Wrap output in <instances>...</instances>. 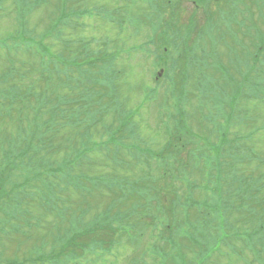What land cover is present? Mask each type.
Listing matches in <instances>:
<instances>
[{
    "label": "rangeland",
    "instance_id": "1",
    "mask_svg": "<svg viewBox=\"0 0 264 264\" xmlns=\"http://www.w3.org/2000/svg\"><path fill=\"white\" fill-rule=\"evenodd\" d=\"M259 1L262 8L260 9V20L263 26L264 0ZM177 2V4L173 3L177 5L173 9L171 5H167V1L164 2V10H168L167 16L164 18L168 17L170 19L169 24L172 25L171 29L177 26V29L181 30L184 25L192 24L193 36L187 38L186 45L191 46L193 42L195 46L201 47L197 54L199 55L198 60L195 62L197 65H201L207 57L208 63L212 64V53L216 60H221L225 57H235L231 53L226 54V52L231 42V47L235 45L234 40L238 42L236 37L239 34H236L235 37L231 34L227 37H222L221 25L214 27L212 25L211 27L209 22H212V16L208 12H204L193 0H177ZM156 4V0H0V73L3 71L6 75L2 80L3 82L8 84L14 83L8 89L10 91L8 96L11 97L15 94L16 90L14 88L18 86L16 83L19 79L20 72H26L22 78L26 79L28 77L29 80H32L34 77L41 78L44 69L57 79L55 96L69 94L76 85L77 79L81 76L79 69L89 62V60L96 59L106 63L107 68L110 70L109 77H103L102 83L108 87V84L117 82L119 86L117 94L114 96L116 100L112 106V111L118 110L119 112L123 108L125 112H129L133 116L127 131L129 134L138 138L131 142L121 143L124 147L123 154L126 157V160L121 164L117 160H113V157L108 155L106 150H90L88 154L91 160L84 162L72 172L68 173L70 183L69 196L67 195L65 197L66 203L51 204L49 202L46 208H51V212L48 210L46 212L45 206L37 201L38 195L42 196V193L35 194L36 188L34 185L31 184L28 188V194L33 201L24 195L25 193L23 192L26 184H24L22 178L26 171L12 172L9 178L4 180L5 182L0 183V207H3L2 203L5 204V207L6 205H12V203L13 205L18 204L19 207L28 212L24 219L37 218L30 225L34 227L32 229L35 233L33 236L44 234L47 238H51L58 231V227L56 226H61V228L70 227L69 229L72 228L71 226L78 227V216L80 214L86 212L87 218L92 216V219H96L104 213L109 212L111 208L114 212L121 209L128 211L126 213L128 223L123 225V230L127 238L133 239L138 235V231L129 223L137 227L139 221L143 223L142 230L145 227L144 224L147 225L145 231L146 241H150L148 240L149 236H159L161 229L159 230L156 226L154 227V224L165 220V216L160 215V219H154L149 212L148 214L151 216H144L147 213L144 198H150L152 192L143 191L142 188H136L133 182V180H137L146 175L147 167L145 163L136 159V154L142 150L143 145L141 141L144 142L147 140L151 143L154 149L149 150L145 148L144 155L149 154L153 156V153L163 143H168L173 138V141L177 143V150H179L181 160H189L185 167L190 165L189 171L191 173L201 170L205 176H209L210 173L212 176H215L211 170H221V166L217 165L216 158L222 155V146L211 147L206 145V143L209 141L214 146L217 144V140L212 135L216 132V129H219L221 126L224 127V116L230 113L229 105L234 104L230 100V95L233 90L228 89L227 86L237 85L236 72L233 69L229 71L227 68L224 69V76L227 77L228 82L221 81L216 83V90L213 94L216 100L212 99L211 96L212 102L215 104L214 106H208L209 101L199 96V88L202 85L199 87V83L192 79V77L188 78V81L185 78L187 83L186 85L183 84L182 88L189 91L187 93L190 94L192 99L185 104L186 114L189 117H184V110H181L183 119L179 117L178 120L182 122L181 125H185V118H188V124L190 123L192 125L190 127L191 134H186L183 138L176 136L170 137L169 139L166 126L170 123L165 117L171 114L172 106L171 102L166 99L164 90H168V92L172 90L176 95H180L182 88L181 73L179 71L185 69L184 64L186 65V60L183 52L180 54V57L174 54V49H172L174 47L168 42L172 40V30L168 26L166 32H164L165 36H161L157 44L152 43V47L159 52L157 54H161L163 57L167 58L170 55V57L175 58L174 66L176 69L173 72L174 76H170L169 80L166 77L160 78V92L151 93L147 90L149 85L154 83L153 76L155 73L157 74L159 67L151 63L154 59V54L150 56L152 53L151 48L141 44H146L145 41H142L143 38L156 26L151 20L152 10H154L152 7H155ZM85 10L87 12L84 13ZM156 10L162 11L165 14L162 1L157 4ZM213 16L214 23L217 24L219 22V14L216 13ZM238 28L241 29V26L239 25ZM202 36H204L205 41L200 43L198 40ZM85 38H94V42L90 44L92 50L84 43ZM42 39L43 41L41 42ZM212 46L218 49H211L206 57H203L204 54H200L206 52ZM187 48L184 46V49ZM165 50L169 53L168 56L165 54ZM146 54H149V56ZM261 64L264 69V58L261 60ZM54 69H60L62 71L58 75L56 72H52ZM114 69L118 71L116 77H114ZM213 77L214 75L210 74V78H206L210 81ZM247 77L246 75L245 80ZM262 82H264V76ZM206 84L209 85L210 82ZM96 93L97 96L93 101H84L82 99L81 102H77V105L81 106L86 104L87 106L89 104V107L92 109L95 107L98 108L99 105L96 106L95 102L103 94H99L98 91ZM199 102L208 106L209 109L214 110L213 117H216L214 121L211 120V123H206L204 120H200V108H204L205 110V106H199ZM3 106L5 108L12 107L10 112H4L5 116L0 115V134L2 132L5 134L8 133L6 136L8 139L11 135H16L21 128V130H26L29 134L33 133V113L30 112L26 115L30 120L19 123L20 117L24 116L25 112L19 114L14 110V108L22 109L23 106H28L27 101L25 103H19V101L13 103L11 100H7ZM103 107L104 105H102L101 110H104ZM258 107L257 110L260 112V115H264V100H260ZM24 109L26 110L27 107H24ZM52 116L58 117L56 113H53ZM112 119L110 115H106L102 126L112 121ZM219 120L223 121V123L220 124ZM102 126L94 132V136L102 133ZM78 130V128L68 125L60 129L56 144L58 145L63 141L64 147H58L59 150L55 151L50 149L48 154L51 159H61L65 156L67 152L65 149L66 143L69 144L76 141ZM230 131V136L233 137L235 128H231ZM169 133L171 132L169 131ZM179 139L181 142H179ZM257 141L262 144L261 146L258 143V147L260 149L263 148L264 132L259 133ZM0 146H2L1 142ZM115 146L116 143L111 145L110 148H115ZM24 147L19 146L20 149L18 152H22L21 148ZM260 151L264 155V149ZM38 152L36 150L30 151L29 156L34 155L38 157L39 154L43 153V151L39 154ZM201 154H204L205 158L200 157ZM187 155L188 160L185 159ZM26 158L27 156L24 157V166H20V168H26V165H28L29 171H32L35 168L34 163L28 164L29 162ZM197 158L201 159V161H198ZM260 158V156H255L241 166L249 169ZM176 172L174 171L173 173ZM111 175H127L129 181L125 185V179H119L118 185L117 181ZM154 176H159V170L154 173ZM32 182L41 188L42 183L38 184L37 180H33ZM159 184L162 185V183ZM143 196L145 197L143 198ZM206 197L207 194L200 195L201 200ZM162 198L163 200L165 199L164 196ZM194 203H198V201H190L193 210H195L193 207ZM218 203L219 199H215L206 201L205 204L207 208L213 209ZM181 206L183 208L180 207L178 210L185 216L188 210L185 208V205ZM178 210L174 211V215L176 219L183 221H180L175 230L170 231L175 234L178 229L176 240L173 243L175 247L172 249L170 246L168 248L169 252L163 255V258L166 264H192L189 262L191 260L183 263V250L186 248V252H189L192 249L191 247H194L191 239L194 235L199 238V232L194 229L195 224L187 219H182V215H177ZM166 211H170L169 207L166 208ZM1 214H3V209H0V221L4 222L5 218H2ZM169 218L173 222L174 216H170ZM17 223L18 221L11 220L7 224H0V255H4L6 256L5 258H10L11 260H16L13 257L15 255L13 249L18 250L14 246L18 243L14 238V233L21 236L24 241L22 245L23 250L17 253L18 258L21 259L28 251L30 253H36V251L32 250L33 239L30 233L27 231L24 232L23 230H14L18 226ZM197 227L198 229L201 228L199 225ZM4 229L9 230L11 234L7 235ZM170 232L161 231L164 236L169 235ZM226 232L227 230L221 224H219L218 230H215L213 242L214 245H218V250L215 251L213 249V258H219V264H243L236 253L228 251L225 246L219 244L220 237H224ZM120 240L122 244L116 247V256L124 255L128 249L123 244L127 242L124 236ZM194 243L196 246L202 247L199 240H196ZM153 245H155V242ZM147 248L146 257H143L139 264H156L151 259L154 256L153 251L151 252L153 247L147 246ZM195 248L191 252L195 262L193 264H200V257L197 256L199 248ZM78 250L81 251L80 249ZM86 256H80L72 261L63 260L62 264H75V260H86ZM23 259L18 260V264H33L31 261L23 262ZM93 264H101V262ZM118 264L124 263L120 261Z\"/></svg>",
    "mask_w": 264,
    "mask_h": 264
},
{
    "label": "trees",
    "instance_id": "2",
    "mask_svg": "<svg viewBox=\"0 0 264 264\" xmlns=\"http://www.w3.org/2000/svg\"><path fill=\"white\" fill-rule=\"evenodd\" d=\"M182 37H186V35H182ZM21 38V37H20ZM7 39V38H6ZM9 41V39H7ZM203 40V39H202ZM43 41V40H42ZM41 41V42H42ZM186 43V41L184 42ZM259 45L261 46V48H264V40L260 39L259 40ZM251 47V46H250ZM251 52H254V48L251 47ZM94 60V61H93ZM93 60H89V62H87L86 64H84L81 68L84 70L85 73H88L89 75H95L96 77H109L110 74V70L107 68V64L103 63L99 60L93 59ZM246 65H251L250 63L246 64ZM96 68L97 74L94 72V69ZM62 70L60 69H54L52 72H56L57 74H59ZM24 73L26 72H20L19 73V79L16 83L15 86V90L16 92L18 91V89H23L22 86H25L27 83H31L36 79V82H38L39 86L41 87L40 89H44L46 86L50 89V92L53 93L55 91V88L57 87V79L54 78V76H52V74L50 75L49 72L44 69V71H42V79H40L38 81V77H34L32 80H29V78L27 77L26 79L22 78ZM114 76L116 75V70H113ZM191 70H189L188 72H186L185 75L190 74L191 75ZM49 74V75H48ZM5 73H0V106L5 104V102L7 100H9V92L8 89L11 88V84L12 83H6L3 82L2 80L5 77ZM58 77V75H57ZM91 78V76H90ZM89 78V79H90ZM93 78V77H92ZM99 79V78H98ZM263 79H260V81L257 83V94L259 93H264V84L261 83ZM91 80V79H90ZM94 80V78H93ZM91 80V81H93ZM14 84V83H13ZM10 85V86H8ZM117 88L119 89L117 84H112L111 85V92L112 93H116L117 92ZM8 91V92H7ZM71 91H74L73 89ZM15 92V93H16ZM56 92H54L51 96L54 97ZM213 93L210 91V89H208L206 91V93H204V96H211ZM185 99L189 100L191 99L190 94H186L185 95ZM85 101V100H84ZM75 100H71V99H65V98H60V99H53V101H43L41 103L35 104L34 108H30L28 106H23L22 109H24V107H27L26 110L20 111L21 113L25 112V114L27 115L28 113L34 111L36 114V117H38V122H37V130L41 131L44 134V141L45 144L43 146V148H37L34 149L36 150V152H38V154L43 151V153L39 154L38 157L32 155L29 156V152L33 151V149H31L30 147L26 148L25 150H23L22 152H16L15 158H13L12 161V165H11V169H15L19 166L20 162L22 161L21 158L24 156H29L26 158L30 160V162H37L39 167H47L49 166V168L52 170V172H55L56 174L62 173V171L65 170V168L63 167L64 165L62 163H58V164H53L51 162V158L49 157L48 152L50 151V149H53V151L55 150H59V148L64 147L63 141H61L58 145L56 144V141L58 140V132L57 129H61L62 127H64L66 124L70 123V122H80L81 120H85V116L88 113L94 112L95 114L97 113V116L94 119H91V123H89V130L91 129V127L94 125V122H101L104 120V114H106V112L104 110H101L99 108L96 109H90L89 106H86V104L81 105V108L83 110L80 109V107L76 106V104H74ZM19 103H22L19 101ZM183 103H185V101H183ZM201 104H199L200 106ZM84 106H86L84 108ZM44 107V108H43ZM230 113L229 116L230 118H232V120L234 121H240L243 117L246 116L247 113V109L240 107L238 105L235 104H230ZM205 108L207 110H209L206 105ZM90 109V111H88ZM201 109V115H200V120H206V118L208 117V112H206L205 110H203V108ZM21 110V109H20ZM53 113H56V115L58 116L57 118L52 116ZM184 117H189L186 113H183ZM250 116V114H249ZM248 116V117H249ZM28 118V117H27ZM183 119V116H182ZM216 117H212L210 118L211 120H215ZM218 119V118H217ZM28 120H30V118H28ZM188 118H185V128L183 129L184 131H187L188 134H191V129L190 127L192 126L190 123L188 124ZM220 124L223 123V121L219 120ZM179 122V121H178ZM206 122V121H205ZM207 123V122H206ZM179 126H181L180 123H178ZM179 126H174L172 129H170L169 133V129L168 127L167 129V133L168 136L173 137L174 133H176L178 130H181L179 128ZM225 127V128H224ZM224 127L221 126L219 129H216L215 134L213 133L212 137L215 138L217 140V144L214 146L213 144H211V147H216V146H222V155L218 156L216 158V162L218 166H221V170L219 171H224L225 169H227L225 161H224V154L227 155L229 158L231 157L233 160L238 161V163L240 162H248L251 160V156H253L254 152L256 151V148H254V146L252 145H248V144H238L236 146V144H232V139L233 138H229L230 135V127H227L224 124ZM36 134V132H34ZM117 134V133H116ZM173 135V136H171ZM4 136V135H1ZM244 138V137H243ZM66 142V140H65ZM171 142V141H170ZM59 147V148H58ZM70 147V145H68L66 143V147L68 148ZM165 148V147H164ZM80 152V150H78ZM81 155V154H80ZM70 154L68 155V157L65 158L64 162H67L70 158ZM27 167H29L28 165H26ZM37 168V164H35V166ZM72 167H70L71 169ZM218 170V169H215ZM12 174V172H11ZM27 174V175H26ZM46 174V172H45ZM50 174V173H49ZM26 175V176H25ZM41 173H38L36 175V177L40 176ZM43 172H42V176H43ZM25 177V180L27 182L28 178L30 177V174L28 173H24L23 178ZM33 177V176H32ZM259 177H255V179H259ZM239 181L236 182V188H244V191H239L238 194L242 196V198L244 199V192L246 193L245 198H247V200L245 201H241L238 202L236 200H232V204L235 207H245L248 208L252 214H248L247 212H237L235 213L233 216L235 217V221H237L238 223H231V235L232 237L230 239H228V241H238L239 242V247L241 249V247L243 246V248H248L249 250H252L253 248L250 247H254L256 243L260 242L262 239H264V189L263 192L261 191H257L259 190V188H261V185H259L258 183L254 182L253 179L251 178H246L242 180V185L238 184ZM256 184V185H255ZM233 190V188H232ZM234 190H236L234 188ZM240 199V198H238ZM262 217V220H261ZM240 223V224H239ZM111 226H109L108 228L106 226H104L101 221H95L92 223L87 224L84 228H83V233H86V235H89L91 233H93V231H95V229H97V233L98 236L96 238L97 243H99L102 246V238H100L99 233L102 232H106L109 233V238L110 241L114 240V235L112 233H110V231H112ZM110 229V231H108ZM207 229V228H206ZM208 231V230H207ZM87 238H89L88 236H86ZM71 240H67V239H63L60 238L61 242L67 247V250H70L71 248H73V246H77L79 247L80 244H78L74 239L77 238V235H72L70 236ZM95 238L91 237V241H94ZM101 240V242L99 241ZM173 241V242H172ZM196 241V239H191V242L193 245H196L194 242ZM174 240H165V244H170V246L172 247V249L175 247L174 246ZM162 244L160 245V247H157L156 249H152L151 252L153 251L154 256L153 258H151L153 260V262H155L156 264H166L165 259L163 258V255H165L166 253H168L169 251H167L166 245ZM83 248H87V244L82 245ZM195 249V248H194ZM194 249H190L189 252H186V248H184L183 250V263L187 260H191L189 261L190 263L193 264L194 260H193V255L191 254V252L194 251ZM158 254V256H157ZM198 256V255H197ZM144 257H146V255H144ZM199 261L200 264H219L218 259H216L217 257L213 258L211 260V262L209 261V259L207 258L206 255L199 253ZM1 258V256H0ZM238 258L243 262V258L241 256H238ZM258 258L264 262V247L260 250L259 254H258ZM195 263V262H194ZM1 264H17L15 261H7ZM185 264V263H184Z\"/></svg>",
    "mask_w": 264,
    "mask_h": 264
}]
</instances>
